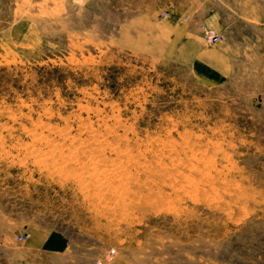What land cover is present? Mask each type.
I'll return each mask as SVG.
<instances>
[{
  "label": "rangeland",
  "instance_id": "obj_1",
  "mask_svg": "<svg viewBox=\"0 0 264 264\" xmlns=\"http://www.w3.org/2000/svg\"><path fill=\"white\" fill-rule=\"evenodd\" d=\"M0 264H264V0H0Z\"/></svg>",
  "mask_w": 264,
  "mask_h": 264
},
{
  "label": "crops",
  "instance_id": "obj_2",
  "mask_svg": "<svg viewBox=\"0 0 264 264\" xmlns=\"http://www.w3.org/2000/svg\"><path fill=\"white\" fill-rule=\"evenodd\" d=\"M203 19V17H200ZM196 18H186L185 24L182 23H166V28L163 31L167 36L166 46L171 47V51L181 62L192 66L195 71L200 72L203 77H209L210 79H216L221 77V72L224 67L225 56L222 57L218 54L216 55L213 50L207 48L202 34V25L206 21ZM207 24L211 27H217L219 23V18L214 14L209 17ZM28 247L26 250L29 251H45L47 247L53 241L47 236H41L39 234H33L28 240Z\"/></svg>",
  "mask_w": 264,
  "mask_h": 264
},
{
  "label": "built area",
  "instance_id": "obj_3",
  "mask_svg": "<svg viewBox=\"0 0 264 264\" xmlns=\"http://www.w3.org/2000/svg\"><path fill=\"white\" fill-rule=\"evenodd\" d=\"M202 34H203V38L205 40V43L207 42L208 44H218L223 40V35L219 34L217 31H215L214 29L209 28L206 25L202 26ZM29 236V234H27L25 237H19V241H22V239H26Z\"/></svg>",
  "mask_w": 264,
  "mask_h": 264
}]
</instances>
